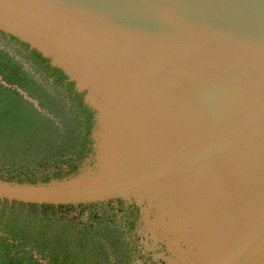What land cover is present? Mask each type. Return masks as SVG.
Listing matches in <instances>:
<instances>
[{
    "label": "water",
    "instance_id": "obj_1",
    "mask_svg": "<svg viewBox=\"0 0 264 264\" xmlns=\"http://www.w3.org/2000/svg\"><path fill=\"white\" fill-rule=\"evenodd\" d=\"M0 32V264H264V0H0Z\"/></svg>",
    "mask_w": 264,
    "mask_h": 264
},
{
    "label": "trees",
    "instance_id": "obj_2",
    "mask_svg": "<svg viewBox=\"0 0 264 264\" xmlns=\"http://www.w3.org/2000/svg\"><path fill=\"white\" fill-rule=\"evenodd\" d=\"M1 33V32H0ZM3 34V33H2Z\"/></svg>",
    "mask_w": 264,
    "mask_h": 264
}]
</instances>
